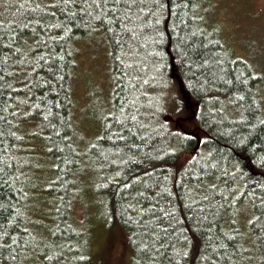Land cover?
Masks as SVG:
<instances>
[{"label":"trees","instance_id":"16d2710c","mask_svg":"<svg viewBox=\"0 0 264 264\" xmlns=\"http://www.w3.org/2000/svg\"><path fill=\"white\" fill-rule=\"evenodd\" d=\"M212 3L0 0V264H108L73 215L90 196L120 264H264V73ZM96 34L113 81L86 137L74 79Z\"/></svg>","mask_w":264,"mask_h":264},{"label":"rangeland","instance_id":"374dc122","mask_svg":"<svg viewBox=\"0 0 264 264\" xmlns=\"http://www.w3.org/2000/svg\"><path fill=\"white\" fill-rule=\"evenodd\" d=\"M211 5L214 21L231 48L247 57L252 53V59L261 64L264 73V0H213ZM86 41L79 52L74 79L75 119L79 132L90 137L100 128L113 76L105 39L96 34ZM90 198L74 203L75 220L87 228L91 248L93 246L97 255L109 256L115 248L116 253L109 256L108 264H120L123 258L120 254L130 256L122 241L123 236L119 231L112 229L111 232L109 220L105 219L99 202L95 197ZM126 262L129 259H125Z\"/></svg>","mask_w":264,"mask_h":264},{"label":"water","instance_id":"95a60500","mask_svg":"<svg viewBox=\"0 0 264 264\" xmlns=\"http://www.w3.org/2000/svg\"><path fill=\"white\" fill-rule=\"evenodd\" d=\"M180 83H182V82L180 81Z\"/></svg>","mask_w":264,"mask_h":264}]
</instances>
